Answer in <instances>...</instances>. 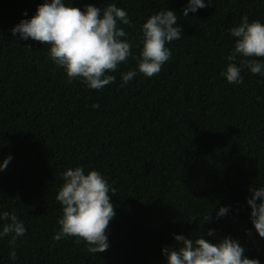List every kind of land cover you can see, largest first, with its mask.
<instances>
[{
  "label": "trees",
  "instance_id": "1",
  "mask_svg": "<svg viewBox=\"0 0 264 264\" xmlns=\"http://www.w3.org/2000/svg\"><path fill=\"white\" fill-rule=\"evenodd\" d=\"M43 2L0 0V162L13 157L0 172V211L14 212L26 228L12 244L11 235L0 239V264H166L162 249L176 247L174 234L212 242L230 235L264 264V238L247 205L250 187L264 184V76L245 69L235 84L220 75L248 59H227L229 29L244 15L264 23V0H210L187 17V0H73L81 10L125 9L130 24L121 27L134 56L150 15L173 10L182 26L158 74L137 70L121 87L120 73L137 68L129 57L100 90L69 82L48 46L13 36L11 28ZM77 166L99 171L115 189L110 247L101 253L75 237L53 239L61 173ZM221 206L230 211L218 218Z\"/></svg>",
  "mask_w": 264,
  "mask_h": 264
},
{
  "label": "clouds",
  "instance_id": "2",
  "mask_svg": "<svg viewBox=\"0 0 264 264\" xmlns=\"http://www.w3.org/2000/svg\"><path fill=\"white\" fill-rule=\"evenodd\" d=\"M210 4L205 0H187L182 9L183 15L196 13ZM27 17V12L22 14ZM130 24L127 11L115 3L106 7L85 5L81 10L73 0H44L37 6L35 14L29 19H21L11 28L13 36L19 40L39 42L48 46L52 62L63 69L67 79L83 83L88 89L100 90L115 83L116 77L110 73L118 70L122 63L132 57L137 68L121 72V87L128 84L137 70L151 78L161 71L169 61L171 50L167 47L179 40L183 32L178 25V16L173 10H161L150 15L140 25V40L137 44L138 55H133L132 43L121 25ZM234 39V47L227 59L235 61L238 56L248 58L239 66L230 62L220 75L228 83L242 84V71L264 76V23L260 20L249 21L247 15L241 17L237 26L229 29ZM257 97V100H260ZM99 105H93L97 108ZM13 157L7 156L0 162L3 172ZM63 183L56 194L61 205L62 216L58 220L60 229L53 239L61 240L75 237L77 243L84 242L90 253L97 254L109 247L108 226L115 217V207L111 193L115 192L107 179L97 170L86 172L83 166L68 168L61 173ZM247 205L251 208L250 220L256 233L264 238V184L249 189ZM230 206L219 207L217 217H223ZM207 222L210 215L203 217ZM0 239L11 235L10 244L26 232L24 223L14 212L0 211ZM215 230L209 229L208 236ZM175 248L162 249L166 264H261L258 258H249L246 248L239 240L225 236L212 242L204 236L185 237L174 234ZM16 259V252H10Z\"/></svg>",
  "mask_w": 264,
  "mask_h": 264
}]
</instances>
